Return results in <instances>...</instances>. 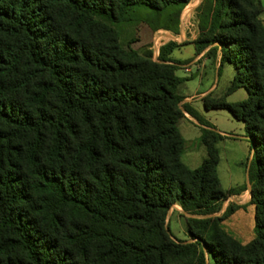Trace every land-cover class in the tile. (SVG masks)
<instances>
[{
    "label": "trees",
    "instance_id": "16d2710c",
    "mask_svg": "<svg viewBox=\"0 0 264 264\" xmlns=\"http://www.w3.org/2000/svg\"><path fill=\"white\" fill-rule=\"evenodd\" d=\"M190 1L0 0V264H264V29L252 0H202L191 43L233 66L226 96L247 94L202 103L243 124L255 237L242 245L220 220L185 218L186 243L165 225L174 206L205 216L246 187L221 188L223 137L179 107L170 55L181 45L153 61L109 24L177 35ZM184 113L202 127L194 169L180 160Z\"/></svg>",
    "mask_w": 264,
    "mask_h": 264
},
{
    "label": "rangeland",
    "instance_id": "374dc122",
    "mask_svg": "<svg viewBox=\"0 0 264 264\" xmlns=\"http://www.w3.org/2000/svg\"><path fill=\"white\" fill-rule=\"evenodd\" d=\"M201 1L191 0L189 3V5H195V9L192 11L191 16V23L193 24L191 34H186L188 39L192 35H195L194 39L198 36L196 8ZM252 1L260 9L259 19L264 29V0ZM186 13V10L182 12L180 19L184 18L186 20V16L188 15ZM109 25L118 33L119 44L123 49L129 47L140 53L152 49L153 61H157V47L171 41L168 40L170 39L169 36H161L169 32H152L146 25L140 22H121ZM152 44H154L153 47ZM182 44L184 46L173 50L170 55V58L180 61L181 64L178 65L176 75L184 80L178 89L179 95L183 98L179 107L183 109L182 105L186 104L202 120L214 126L218 132L224 134L225 137L216 145L219 154L216 168L219 183L223 190L245 186L246 191L240 195L229 197L220 204L216 212L205 216L186 214L178 206H174L168 213L165 225L168 226L174 240L190 243L192 240H190L187 234L185 218L220 220L218 226L223 232L242 245H247L255 237L253 231L254 206L249 204L250 185L247 180V167L251 158V154L249 153L250 142L239 138V136L245 134L243 124L234 120L227 110L205 109L202 103V99L204 98L218 103H236L245 100L247 94L241 88L226 96V91L235 74L233 66L226 63L220 67L218 56L216 58L203 56L201 60L192 61L194 47L186 45V42H182ZM207 89H210V91L202 97L201 102L195 100L188 101L191 97L198 95V92ZM201 128L186 113H184V118L180 119L177 124L178 132L183 140V150L180 154V160L190 169L198 167L205 158V150L200 143ZM230 206L234 210L227 217H224L226 210Z\"/></svg>",
    "mask_w": 264,
    "mask_h": 264
},
{
    "label": "crops",
    "instance_id": "0c3cea01",
    "mask_svg": "<svg viewBox=\"0 0 264 264\" xmlns=\"http://www.w3.org/2000/svg\"><path fill=\"white\" fill-rule=\"evenodd\" d=\"M195 9V5L194 6H192V5H189V6H186V8L184 9V11L183 12H185V10H186V14H188L187 16H186V20H184V18L183 19H180V25H179V33L177 34V35H173V34H170V33H164V35H161V36H169L170 37V39H168V40H171V41H174V42H176L177 44H179V45H181L180 47H182V46H184L183 44H182V42L184 43V42H186V45H191V46H193L192 45V43H191V41H193L194 40V38H195V35H192L189 39L186 37V34L187 33H190L191 34V30H192V28H193V24L191 23V16H192V11ZM184 14V13H183ZM162 44V43H161ZM179 48V47H178ZM177 49V48H176ZM205 52V51H204ZM204 52H202V53H200V54H198V55H196L195 54V52H194V54H193V57H192V61L194 60V61H198V60H201L202 58H203V56H204ZM172 59V58H171ZM173 61H177V60H174V59H172ZM177 62H180V61H177ZM206 62V61H205ZM210 91V89H207V90H204V91H202V92H198L199 94L198 95H195V96H197L195 99H194V97H191L188 101H192V100H195V101H199V102H201V99H202V97L204 96V95H206V94H208V92ZM213 128H214V130L217 132V133H219L222 137H225L224 136V134H222V133H220V132H218L217 131V129L214 127V126H212ZM239 138H242V139H245L246 140V138H245V136L243 135V136H239ZM204 147V146H203ZM204 150H205V148H204ZM205 157H206V153H205ZM245 202H247V201H245Z\"/></svg>",
    "mask_w": 264,
    "mask_h": 264
},
{
    "label": "built area",
    "instance_id": "2783aa9c",
    "mask_svg": "<svg viewBox=\"0 0 264 264\" xmlns=\"http://www.w3.org/2000/svg\"><path fill=\"white\" fill-rule=\"evenodd\" d=\"M154 44H152V47H153ZM151 47V48H152ZM152 50V49H151ZM158 50H159V47H157V52H156V57L158 56ZM153 52V51H152Z\"/></svg>",
    "mask_w": 264,
    "mask_h": 264
}]
</instances>
